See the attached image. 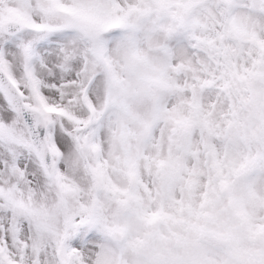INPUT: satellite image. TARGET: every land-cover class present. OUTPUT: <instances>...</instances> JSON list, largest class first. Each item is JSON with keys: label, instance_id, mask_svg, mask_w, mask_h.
<instances>
[{"label": "snow or ice", "instance_id": "snow-or-ice-1", "mask_svg": "<svg viewBox=\"0 0 264 264\" xmlns=\"http://www.w3.org/2000/svg\"><path fill=\"white\" fill-rule=\"evenodd\" d=\"M0 264H264V0H0Z\"/></svg>", "mask_w": 264, "mask_h": 264}]
</instances>
